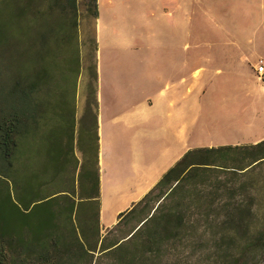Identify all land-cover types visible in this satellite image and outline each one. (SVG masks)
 I'll use <instances>...</instances> for the list:
<instances>
[{
    "label": "rangeland",
    "instance_id": "obj_1",
    "mask_svg": "<svg viewBox=\"0 0 264 264\" xmlns=\"http://www.w3.org/2000/svg\"><path fill=\"white\" fill-rule=\"evenodd\" d=\"M77 2L79 74L75 76L76 65L67 47L60 50L50 45L47 59L33 57L28 61L29 48L35 53L43 48L39 34L57 29V24L67 18L61 2L58 10L56 0H30L33 11L40 9L48 14L47 23L35 28L31 43L15 37L0 45V88L4 90H0V97L15 91L29 79L43 76L37 99L47 103L56 115L68 118L74 114L79 125L91 101L90 42L95 37L99 48L97 39L100 36L103 45L100 78L104 87L101 92L102 123L106 124L103 140L116 150L120 160L132 159L129 143L125 142L131 143L136 130L145 134L159 119L161 113L151 107V94L164 86L176 87L178 82L185 90L187 139L204 141L217 137L236 141L262 134L264 85L254 69L259 61L264 62V0H97L98 14L99 7L100 12L105 8L106 28L101 31L92 16L91 0ZM162 39L179 44L185 51L184 73L180 80L169 79L162 83L154 77L163 66L161 49H158ZM45 68L48 73L42 75ZM98 75L97 72V78ZM4 107L8 108V103ZM235 119L244 124L248 122L242 129L230 127L224 134L220 124L228 126ZM82 157L77 150L76 158L81 162ZM239 179L237 182L245 183L255 197L252 203L257 211L256 226H264V163ZM245 193L239 190L234 202L248 203ZM158 200L154 193L118 226L116 223L108 230L101 229L97 248L103 239L105 245L125 241L152 213ZM84 215L83 212L82 221ZM216 217L223 219L222 214L198 212L194 219L199 222V232L194 237L187 234L180 242L167 243L160 252L152 249L142 256L131 247L112 259L97 253L91 263L81 264H139L143 261L146 264H264V248L248 249L237 256L227 249V241L219 245L214 240L223 231L214 227L204 234L207 227L204 222ZM87 235L92 244V234L87 232ZM240 243L244 249L245 241ZM260 245H264V241Z\"/></svg>",
    "mask_w": 264,
    "mask_h": 264
},
{
    "label": "trees",
    "instance_id": "obj_2",
    "mask_svg": "<svg viewBox=\"0 0 264 264\" xmlns=\"http://www.w3.org/2000/svg\"><path fill=\"white\" fill-rule=\"evenodd\" d=\"M56 2L58 10L60 2L63 3L66 21L57 24V29L39 34L43 48L37 53L29 48L26 55L28 61L33 57L47 59L50 45L60 50L67 47L77 76L81 70L78 2ZM91 12L94 20H98L97 0H91ZM47 18L48 14L40 9L33 11L30 0H3L0 45L15 37L31 43L35 28L47 23ZM90 44L91 101L79 125L74 114L68 118L56 115L47 103L37 99L43 76L29 79L0 97V264L91 263L97 253L112 259L131 247L142 256L152 249L160 252L167 243L180 242L187 234L194 237L199 232V222L194 216L200 211L222 214V220L217 217L206 220L203 233L214 227L223 231L214 240L219 245L227 241V249L235 255L252 248L263 249L260 243L264 241V226H256L257 211L252 203L255 197L245 183L237 181L264 163V140L249 145L188 150L139 203L119 215L115 226L157 193L159 202L152 213L125 241L105 245L103 239L97 248L101 206L95 37ZM46 73L47 68L42 75ZM77 150L83 156L81 162L76 158ZM242 189L248 203H235V194ZM87 232L92 234V244ZM241 240L245 241L244 249Z\"/></svg>",
    "mask_w": 264,
    "mask_h": 264
},
{
    "label": "crops",
    "instance_id": "obj_3",
    "mask_svg": "<svg viewBox=\"0 0 264 264\" xmlns=\"http://www.w3.org/2000/svg\"><path fill=\"white\" fill-rule=\"evenodd\" d=\"M104 10L105 8L100 12L99 7L98 16L102 20ZM103 22L106 28L105 21L103 20ZM158 44V49H161L160 54L163 66L160 72H156L155 79L157 81L161 80L162 83L169 79H182L181 74L184 73L183 67L185 66V51L183 47H180L179 44H171L166 39H162ZM100 46V50L102 49L101 64L103 68V45L101 44ZM102 72L103 69L101 70ZM97 80L98 169L101 206L99 220L101 229L108 230L113 227L117 223L119 215L139 203L188 150L229 145H249L264 140V131H262V134L252 138L236 141L217 137L204 141H195L194 138L191 140L187 139L185 90L178 82L176 87L175 85L164 86L155 93L156 95L151 94V97H153L151 107L154 111L161 113L158 116L159 119L152 123L153 126L148 128L149 131L145 134L141 131L137 133L138 129L136 130L131 143L125 142L129 143V154L132 159L128 161L126 158V161L122 158L120 160L116 157L118 155L116 150L114 151L107 141L105 143L103 140V130L106 128V124L102 123L104 107H102L101 93L99 100L98 91L102 92L104 87L102 79L100 85L98 78ZM135 120H137V117H135ZM243 124L242 120L235 119L228 126L220 124V129L226 134L229 132L230 127L233 130L235 128L240 130L245 125ZM138 192H141V194L137 195Z\"/></svg>",
    "mask_w": 264,
    "mask_h": 264
},
{
    "label": "bare ground",
    "instance_id": "obj_4",
    "mask_svg": "<svg viewBox=\"0 0 264 264\" xmlns=\"http://www.w3.org/2000/svg\"><path fill=\"white\" fill-rule=\"evenodd\" d=\"M99 2V1H98ZM97 27H98V30L99 31H101V30H104V28H105V25H104V22H103V20H101V18H98V21H97ZM97 41H98V44H99V46L101 45V38H100V36L98 37V39H97ZM101 47V46H100ZM100 47H99V50H98V62H97V70H98V74H99V76H98V79H99V85H100V83H101V79H100V73H101V70H102V64H101V50H100ZM99 89H100V86H99ZM98 93H99V100H100V91H98ZM141 194V192H138V194L137 195H140Z\"/></svg>",
    "mask_w": 264,
    "mask_h": 264
},
{
    "label": "built area",
    "instance_id": "obj_5",
    "mask_svg": "<svg viewBox=\"0 0 264 264\" xmlns=\"http://www.w3.org/2000/svg\"><path fill=\"white\" fill-rule=\"evenodd\" d=\"M254 70H255V74H256L257 78L264 85V62L263 61H259L258 65L256 66V68Z\"/></svg>",
    "mask_w": 264,
    "mask_h": 264
}]
</instances>
